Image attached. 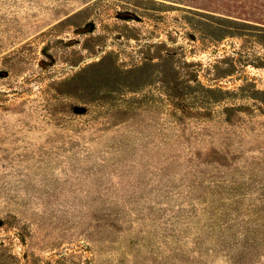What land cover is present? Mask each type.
<instances>
[{
  "label": "rangeland",
  "instance_id": "374dc122",
  "mask_svg": "<svg viewBox=\"0 0 264 264\" xmlns=\"http://www.w3.org/2000/svg\"><path fill=\"white\" fill-rule=\"evenodd\" d=\"M262 7L0 0V264H264Z\"/></svg>",
  "mask_w": 264,
  "mask_h": 264
},
{
  "label": "trees",
  "instance_id": "16d2710c",
  "mask_svg": "<svg viewBox=\"0 0 264 264\" xmlns=\"http://www.w3.org/2000/svg\"><path fill=\"white\" fill-rule=\"evenodd\" d=\"M261 3H262V9L261 10H259L257 13H258V15H260L261 16V18L262 19H264V0H261ZM230 13V12H229ZM232 13H234V12H232ZM234 14H236V15H241V14H237V13H234ZM261 18H255V19H257V20H260V21H264V20H261Z\"/></svg>",
  "mask_w": 264,
  "mask_h": 264
}]
</instances>
